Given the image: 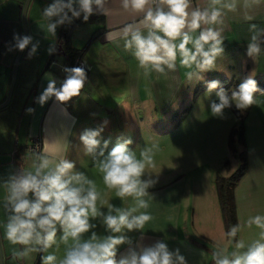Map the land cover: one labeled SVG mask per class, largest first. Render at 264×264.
I'll list each match as a JSON object with an SVG mask.
<instances>
[{
    "label": "clouds",
    "instance_id": "9594fccd",
    "mask_svg": "<svg viewBox=\"0 0 264 264\" xmlns=\"http://www.w3.org/2000/svg\"><path fill=\"white\" fill-rule=\"evenodd\" d=\"M110 0H52L41 9L45 38L55 39L57 28L71 24L81 16L87 22L92 15H109ZM121 10L132 17L118 32L106 33L108 42L123 41L145 76L153 72L167 77L185 69L186 81L202 80L203 73L221 70L219 61L224 49V22L229 14H242L249 22L246 55L257 62L264 55V26L250 23L253 13L264 8V0H119ZM11 50L27 52L34 57L40 46L31 35L14 34ZM55 53V44L47 49ZM55 66V65H54ZM66 74L60 86L51 74L46 75L47 86L35 98L44 106L53 97L67 103L81 95L87 81L84 67H63ZM255 74L249 73L238 87L226 91L219 80L206 81V96L216 91L217 100L210 103L211 115L225 118V110L235 106L241 112L257 104L259 91ZM33 108L26 109L28 114ZM108 124L105 120L96 129H85L79 140L85 156L101 174L103 184L115 190L123 202L131 197L130 206L109 203L106 211L97 206L100 192L97 183L85 171L77 170L75 161L68 159L69 132L48 142L50 147L34 154L27 168L9 174L0 182L4 195L0 200L5 220L0 224L3 238L10 247V258L25 261L33 254L43 253L41 264H188L179 248L171 250L166 242L157 240L145 245L134 244L128 233L140 231L152 217L145 197L157 180L146 175V167L153 164L158 143L141 148L139 154L129 148L130 139L118 140L111 150L109 141L101 133ZM144 210V211H141ZM249 227L260 229L259 237L250 242L236 239L241 230L232 225L226 236L232 238L233 250L217 247L212 251L213 264H264V215L251 216ZM102 227L104 233L96 229ZM65 246L62 257L55 246ZM128 245L118 257L119 247ZM44 253H47L44 255Z\"/></svg>",
    "mask_w": 264,
    "mask_h": 264
},
{
    "label": "crops",
    "instance_id": "0c3cea01",
    "mask_svg": "<svg viewBox=\"0 0 264 264\" xmlns=\"http://www.w3.org/2000/svg\"><path fill=\"white\" fill-rule=\"evenodd\" d=\"M24 1L0 0V103L4 101L7 95L6 92H8L12 75L11 67L18 52L15 49L9 50L14 43L13 35H23L20 17ZM45 2V0H30L29 5H27L26 18L29 35L33 36L34 41L37 38L42 43L40 42L36 55L31 59L27 58V52L31 46L21 54L19 63L22 61L24 63L19 73L21 90L15 94L16 104L26 91L22 89L24 88L23 84L31 80L33 85L28 91L29 96L24 103L20 120L9 129L10 137L6 138L5 133L0 131V182L6 180L9 174L18 171L21 167L27 168L30 165L35 154H29L27 150L28 141L31 137L41 136L43 150L50 147L47 141L55 140L67 130L69 132L67 140L70 145L68 158L72 161L81 159L82 168L76 167L77 170L85 171L90 178L96 181L97 189L100 192L97 206L104 208L105 211L109 203L116 206H130L133 204L131 197L121 202L116 197L115 190L107 189L103 187V182L102 184L99 182V179L102 178H99L101 174L98 169L90 168L91 161L89 159L91 158L83 153L79 133H76V126L79 124V127L98 126L107 120V125L125 130L128 126H134L137 117L134 112L137 109L146 112L153 111L157 117L165 118L170 117L168 113L172 110L181 111L180 114L174 113L171 116L172 119L179 118L183 111L187 110L184 119L179 118L180 122L176 126L187 120L195 119L198 120L197 125H204L215 119L211 115L210 103L216 95L206 96L205 88L194 97L196 88L201 85L206 87L205 82L211 80H219L222 87H226L228 81L230 87L233 84L238 87L239 83L249 73L253 72L259 91L256 93L257 104L250 107L244 116L245 143L243 145L247 153V169L237 181L233 195L236 222L241 226L236 239H243L245 242L257 239L260 229L255 225L249 227L247 220L251 216L264 215V55H261L257 62L247 57L249 22L243 19L242 14H229L225 18L223 25L225 52L219 61L221 70L203 73L202 80L186 81L185 69L179 66L177 72L170 73L167 77L154 72L145 76L143 70L138 68L131 53L124 50L122 40L117 42L106 40L108 31L118 32L125 23L132 20V17L121 10L119 0H110V11L107 17L92 15L94 18H89L85 22L81 16L71 24H67L65 28L68 30L66 41L72 48L80 51L77 60L82 61L83 65L88 67L86 70L87 81L81 95L73 97L67 103L58 102L53 97L44 106H40L35 103V98L47 86L46 75L54 76L59 87L65 75L61 66L67 65L65 55L60 50L56 49L55 53L51 55L47 51L50 44H53L51 41L56 43L55 41L63 27L59 28L56 40L51 36L44 37L45 41L41 40L43 37L39 29H41L44 21L37 14ZM194 2L200 3L201 0H194ZM253 15H255L256 20L250 23H258L264 26V8L257 9ZM36 59L39 62V71H41L37 81L35 80ZM43 63L45 64L44 68L41 67ZM32 69L34 73L31 72ZM222 79H226L225 82H222ZM123 90L128 94V98L119 105L117 97L123 93ZM216 91L218 89L214 90L212 94H216ZM83 94L96 101L99 95L100 107L105 105L104 107L111 114L108 117L98 119V115L92 114L95 105L89 102H81ZM28 108H33L34 113L28 114L26 112ZM194 108L201 112L190 118ZM229 110L231 109L229 108ZM154 114L150 113L147 117L151 118ZM12 136L16 138V141L11 139ZM191 137V133L184 134L178 143H188ZM12 140L14 141L12 142ZM122 140L124 139L122 138ZM115 144L113 142L109 145L108 150H111ZM224 144L217 145L218 150H223ZM206 152L208 154L203 158L204 161L193 168V176L179 175L176 179L162 186L150 189V195L145 199L149 201L150 207L147 209V213L152 219L145 224L143 233L140 231L128 233L134 244L140 242L149 245L157 240H163L171 250L179 248L181 254L186 257L188 264H213L212 251L217 247H223L229 251L233 250V240L227 237L226 232H224L216 188L213 183L218 172L216 170L224 158L222 156L218 160H213L214 157L219 156H217V152L215 153L214 148ZM201 154L203 155V153ZM3 195L4 189L0 186V200H2ZM4 220L3 209L0 207V224ZM96 231L101 234L104 233L102 227H98ZM0 242L3 249V253H1L3 254V264H41L43 253L33 254L25 261L12 260L9 251L11 246L3 238L2 227H0ZM64 248L65 246L61 244L59 248L54 246L49 251H54L58 257H62ZM127 248L128 245H121L118 257L125 253ZM46 254L44 253V255Z\"/></svg>",
    "mask_w": 264,
    "mask_h": 264
},
{
    "label": "rangeland",
    "instance_id": "374dc122",
    "mask_svg": "<svg viewBox=\"0 0 264 264\" xmlns=\"http://www.w3.org/2000/svg\"><path fill=\"white\" fill-rule=\"evenodd\" d=\"M45 1L46 2L42 4V6L40 7L39 14H37L38 12L36 13L37 15L41 17H42L41 9H43L49 3L52 2V0H45ZM26 17H27V13H26ZM44 23L45 22L42 23L41 28L44 27ZM26 24H27V18H26ZM62 27L63 29H65L67 27V24L57 28V33H56V37L54 40H56L57 38V34L60 30L59 28H62ZM28 30H29V27L27 24V31ZM39 30L42 32L41 36L43 37V39L41 38V40L43 41L45 37V33L41 29ZM28 35H29V31H28ZM38 41L41 42L40 40ZM51 42L54 43L53 41ZM20 63H19V66L17 67L18 71H17V76L15 79L16 80L15 85L12 91L11 100L9 104H7L6 107L0 109V131L5 133L4 135L6 138L8 136L10 137L11 135V132H9V129H11V126H14L20 120L21 118L20 116L22 114L21 111L23 109L24 103H26L28 96H29L28 91H30L31 86L33 85V81L31 80L23 84L24 88L22 89H25L26 91H24V94L21 95V100L18 102V104H16L15 94L16 92L21 90V84H20L21 76L19 73H20L21 66H23L24 62L22 61L21 65ZM38 64L39 62L36 59V66H35L36 67V78L35 80L38 78L39 74L41 73V71H39ZM43 66H45L44 63L42 64L41 67L44 68ZM53 69L56 71L55 68ZM31 72L34 73L33 69ZM228 83L226 87H223V88L226 91H229L230 93L231 90L236 87H233V86L230 87V84ZM122 92L123 93H121V95L117 97L118 98L117 101L119 102L118 103L119 105L124 102V99L128 98V94L125 93V90H123ZM211 95L215 96L216 94H211ZM98 100H100L99 95L97 96V101H96L92 97H89L83 94L81 102L83 103L89 102L91 104H94L95 106H94V110H92V114L96 116L98 115V119H100L101 117H108L111 113L109 114V111H107L108 109L106 110V108L104 107L105 105L100 107L101 103ZM213 100H217V97L215 96ZM233 107L235 106L233 105ZM176 112L180 114L181 111L172 110L168 113L170 117L165 118V117H159V116L157 117L153 111L146 112V111L137 109L134 112L137 117L135 119V124L133 127L128 126L125 130H123V128L117 129L115 128L116 126L114 127V126L106 125L104 127V131L101 133L102 141L108 140L109 145H111L113 144V142L117 143L118 140H122V138L124 140L130 139L132 143L129 145L130 146L129 148L133 151H137V154H139V151L141 148H144L146 146L150 147L154 142L158 143L159 148L158 150H154V155H153L154 167L152 165H148L145 169L147 172L146 175L150 174L153 179L157 180V183L152 188L162 186L163 184H166L167 182L176 179L179 175H184V176L192 175L193 176V173H194L193 168L196 165L197 166L200 165L204 161L203 158L206 157L205 155L208 154V152L206 151L208 150L211 151L213 148L215 150V153L217 152L216 153L217 156L218 155L219 156L217 158L214 157V159L213 157H210V159L218 160L222 158L223 156L224 161L226 159L230 160V167H231L230 172L235 171V169L239 165L238 158H234L233 156H231L229 148H227L228 146H226V143L228 142V136H229L228 132H230V129L236 122L235 121L236 118L232 110H229V109L225 110L224 119H219L215 117V119H212L210 122L204 125L202 124L197 125L198 120L195 119V120H187L184 123H180L177 126L176 124L180 122L179 118L176 117L172 119L171 117ZM199 112L201 111H196L194 108L191 113L190 118H193ZM150 113L154 115H152L151 118H148L147 116ZM79 126H76V133H79L80 135V132L82 133L85 129H96L101 125L100 124L98 126L97 125H92V126L86 125V127L85 126L79 127ZM15 131L16 130L14 129V132ZM187 133L192 134L190 142L185 143V144L184 142L178 143V140L181 139L184 136V134H187ZM11 139H14L16 141V138H14V136H12ZM14 140H12V142ZM220 143L221 145L222 143L223 144L225 143L223 145L224 146L223 150L222 149L218 150L217 145H219ZM238 149L242 150V147L239 146ZM223 152L225 153L223 154ZM201 153H203V155ZM210 154H214V153H210ZM89 160L91 161L90 168H96L94 164L92 163V160L91 159ZM80 161L81 159H78L75 161L76 167L82 168ZM224 161H222V163H220L219 167L217 168L216 170L218 171L217 173L225 172L223 170ZM100 177L101 175L99 176V178ZM99 182L102 184L103 182L102 178L99 179ZM103 187L107 188L105 185ZM150 189L148 190L149 192H150ZM2 253H3V249H2Z\"/></svg>",
    "mask_w": 264,
    "mask_h": 264
},
{
    "label": "trees",
    "instance_id": "16d2710c",
    "mask_svg": "<svg viewBox=\"0 0 264 264\" xmlns=\"http://www.w3.org/2000/svg\"><path fill=\"white\" fill-rule=\"evenodd\" d=\"M94 18V17H90ZM61 40V45L59 49L61 50V53L65 55L66 59V66L67 67H73V64L76 62L77 58L79 57L78 50L72 48L69 44L67 38H68V30L62 29L61 33L59 35ZM86 71V70H85ZM87 73V71H86ZM88 75V74H87ZM66 74L63 78H65ZM226 79H222V82H225ZM233 87H237L236 84H233ZM206 87L204 85L198 86L194 92V97L200 94L201 91H203ZM193 97V98H194ZM232 112L235 115V124L230 129L229 136H228V148L230 151L231 156L234 158H238L239 165L235 169V171L230 172V160L226 159L223 164V170L225 173H217L214 179V184L216 188V195L218 197V203L221 213V220L223 222L224 232H227V230L232 226L237 224L236 222V207L235 206V200H234V188L237 181L240 180V178L244 175L246 172L245 169H247V153L244 148V116L248 112V109L246 111H239L235 107L230 108ZM186 111H183L182 115L179 117L180 119H184L186 115ZM241 146L242 150H239L238 147Z\"/></svg>",
    "mask_w": 264,
    "mask_h": 264
},
{
    "label": "water",
    "instance_id": "95a60500",
    "mask_svg": "<svg viewBox=\"0 0 264 264\" xmlns=\"http://www.w3.org/2000/svg\"><path fill=\"white\" fill-rule=\"evenodd\" d=\"M29 2L30 0H25L23 5H22V10H21V25H22V31H23V35H28V31H27V24H26V13H27V9H28V6L29 5ZM24 51H19L17 52V54L15 55V59L13 61V65H12V75H11V79H10V85H9V88H8V92L4 101H2L0 103V109L1 108H4L7 106V104H9L10 100H11V97H12V91H13V88H14V85H15V79H16V76H17V71H18V66H19V61L21 59V54H23ZM2 253V248H1V242H0V264H3V254Z\"/></svg>",
    "mask_w": 264,
    "mask_h": 264
},
{
    "label": "built area",
    "instance_id": "2783aa9c",
    "mask_svg": "<svg viewBox=\"0 0 264 264\" xmlns=\"http://www.w3.org/2000/svg\"><path fill=\"white\" fill-rule=\"evenodd\" d=\"M61 40L62 38L58 37L57 40L55 41V47L58 50L60 45H61ZM64 58L66 59V57L64 56ZM84 63H82V61L80 60H76V62L73 64V67H84L85 70L88 69L87 66L83 65ZM63 66H61V70H62ZM41 136L37 135V137H31L30 140L28 141V145H27V150L28 153H37L42 151V141H41Z\"/></svg>",
    "mask_w": 264,
    "mask_h": 264
}]
</instances>
